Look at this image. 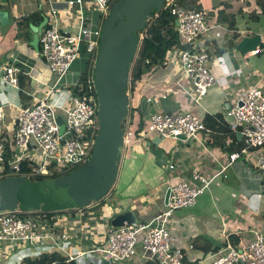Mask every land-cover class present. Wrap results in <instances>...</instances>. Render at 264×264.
I'll return each mask as SVG.
<instances>
[{
    "label": "crops",
    "instance_id": "crops-1",
    "mask_svg": "<svg viewBox=\"0 0 264 264\" xmlns=\"http://www.w3.org/2000/svg\"><path fill=\"white\" fill-rule=\"evenodd\" d=\"M209 1V8L200 2L204 12L211 15L207 17L208 32L200 37L198 47L208 52V66L215 85L207 89L197 104L184 94L192 88V82L183 75L176 54L177 40L161 29L163 37L171 40L170 49L164 59L145 63L135 83L127 89L129 111L135 109L145 124L154 114L191 112L202 119L206 131L198 134L197 139L188 141L147 134L144 141H138L123 154L121 152L116 181L106 197L83 209L61 211L55 231L50 230L52 241L45 240L28 248L0 245V264H20L27 258L50 253H58L66 260L74 257L72 261L75 264H105L99 263L94 256L77 258V253L104 244L110 221L115 215L131 211L138 222L149 221L165 208L164 196L168 186L190 181L191 175L199 170L211 175L225 166L227 168L200 195L195 206L175 211L170 227L174 246L182 251L185 263L208 264L226 243L231 244L230 237H236L237 247H242L252 239L253 232L264 236V173L250 163L258 152L251 151L249 160L240 158L227 165V156L239 151L243 141L239 133L229 131L228 127L235 121L226 115L228 111L225 110L226 103L231 108L235 107L238 95L253 87L264 93V13L258 6L264 0ZM44 3L41 0L33 4L22 0H0V5L7 6L4 11L9 17V24L0 26V105L5 112L3 132L9 138L15 130L17 108L41 99L45 87L55 80L40 58L34 74L23 70L14 55L19 41L28 46L32 39L31 34L25 31L30 23L27 21L22 26L19 22L27 13H33L31 5H36L41 16L42 11L47 13L50 7L46 10L49 4ZM52 9L64 12L66 6L63 1L54 0ZM161 19V16H156L152 22L163 28ZM97 20L96 17L91 26H95ZM255 35L261 37L259 53L242 54L237 47L240 40ZM8 39L11 43L4 45ZM4 51L13 54L14 59ZM78 61L64 78L66 87L74 86L78 81ZM8 66L19 68L22 73L18 74V79L21 76L26 78V86L21 87L24 99L20 95L19 83V89L5 88L2 83V70ZM166 89L173 91H169L165 99L160 98ZM149 98L151 100L147 101ZM160 108L164 112L158 113ZM241 128L242 125H237V129ZM215 135L216 146L213 145ZM170 165H174L173 170L169 169ZM159 166L163 168L162 174ZM118 191L121 194L115 197ZM216 246L219 251L214 252ZM114 264L156 263H143L135 258Z\"/></svg>",
    "mask_w": 264,
    "mask_h": 264
},
{
    "label": "built area",
    "instance_id": "built-area-1",
    "mask_svg": "<svg viewBox=\"0 0 264 264\" xmlns=\"http://www.w3.org/2000/svg\"><path fill=\"white\" fill-rule=\"evenodd\" d=\"M63 2L65 11L49 10L48 22L38 33L41 61L55 80L51 86L45 87L41 99L28 106H19L15 115V130L10 138L14 160L9 164L11 173L15 176L19 164L24 161L31 171L28 175L19 176L28 178L40 172L47 178L52 176L50 170L55 167L62 171L84 164L93 150L98 130L97 103L94 97L87 100L79 98L73 96L67 87L57 86L79 58L82 45H86L90 54L96 50L101 34L99 16L95 26L86 25L81 8L82 0ZM92 2L98 8L97 13L110 4L109 0ZM161 13L171 18L170 35L177 40L176 54L184 77L192 82V88L184 94L197 104L207 89L215 85V78L208 66V52L198 47L200 37L209 29L206 14L203 9L186 11L178 7L174 0H165ZM259 51L257 48L251 53L258 54ZM146 63H150V60ZM19 73H22L19 68L5 67L1 73L4 87L19 89ZM129 85L128 80V87ZM92 86L93 84L89 85L88 89L92 90ZM167 95L164 92L160 98L165 99ZM150 100L151 98L147 99ZM226 115L233 117L235 121L228 127L229 131L239 133L243 141V147L239 151L227 156V165H232L240 158L248 159L251 151H257L256 159L250 163L264 173V93L257 87L241 93L238 95V103ZM57 117L63 120L62 134L56 122ZM239 124L242 125L241 129H237ZM4 127L5 112L0 105L1 166L5 161L2 141ZM205 131L202 119L191 112L154 114L146 123L144 132L137 137L128 129L127 122L121 152L123 154L138 141H144L147 134H156L160 138L184 136L183 141H188L197 139L198 134ZM225 168L227 166L211 175L199 170L191 175L190 181L168 186V203L156 216L146 222L110 227L104 244L78 252L77 258L94 256L99 263L138 258L143 263L187 264L183 261L182 251L174 246L170 232L172 217L177 210L195 206L200 195L211 187ZM169 169L173 170L174 165H170ZM22 213L29 212L20 209L0 212V245L11 244L13 248H20L30 244L35 246L45 240L52 241L49 229L30 219H24L28 214ZM73 258L69 257L66 263ZM208 264H264V236L257 231L253 232L252 239L242 247L226 243L223 250Z\"/></svg>",
    "mask_w": 264,
    "mask_h": 264
},
{
    "label": "water",
    "instance_id": "water-1",
    "mask_svg": "<svg viewBox=\"0 0 264 264\" xmlns=\"http://www.w3.org/2000/svg\"><path fill=\"white\" fill-rule=\"evenodd\" d=\"M164 3L165 0H117L112 5L101 27L92 72V84L97 95L98 130L91 156L67 177L54 181L28 182L24 176L1 180L0 212L14 211L18 207L22 211L48 213L71 211L86 208L108 195L116 181L119 156L124 145L123 135L129 112L128 80L141 41L140 32L147 27L149 18L161 12ZM47 22V16L42 15V21L37 26L29 25L32 32L29 45L36 53L39 52L38 33ZM8 24L7 11H0V26ZM260 42L259 35L243 37L237 47L242 54H247L255 51ZM238 105L241 106V103ZM230 109L231 106L226 103L225 110ZM56 122L62 134V118L57 117ZM176 138L185 140L184 136ZM169 194L168 188L164 196L165 205ZM137 222L134 214L127 211L115 215L110 227Z\"/></svg>",
    "mask_w": 264,
    "mask_h": 264
},
{
    "label": "trees",
    "instance_id": "trees-1",
    "mask_svg": "<svg viewBox=\"0 0 264 264\" xmlns=\"http://www.w3.org/2000/svg\"><path fill=\"white\" fill-rule=\"evenodd\" d=\"M42 3H46L48 0H41ZM117 0H109L110 2V9L112 5L116 2ZM174 3L186 10H194V11H199L202 10L201 4L199 0H174ZM260 9L262 10V14L264 13V3L258 5ZM6 8L5 6L0 5V11H4ZM42 15L47 16L46 12L42 11ZM160 14V13H159ZM207 14V13H206ZM210 12L207 14V17L209 18ZM161 18L167 17L164 15V13L160 14ZM206 17V18H207ZM155 17L149 18L148 19V25L147 27L140 32L141 34V41L138 45L137 53L135 55V58L131 64L130 68V84H134L135 81L137 80V74L140 73L146 63V61L150 60V63L153 62L154 60L158 59H164V56L166 54V51L170 49V39H165L163 37V34L161 33V29L166 31V33L170 36V28L168 22H165L162 27H159L158 23L153 24V20ZM162 20V19H161ZM42 21V16L40 17L39 22ZM35 25V24H33ZM37 26V24L35 25ZM29 29V25L27 26ZM169 45V46H168ZM32 50L33 48L28 45ZM39 53V52H38ZM40 54V53H39ZM96 54V53H95ZM79 59H82L81 62V67H80V72H79V78L78 81L74 86L67 87L71 94L73 96H78L79 98L83 99H88L89 97H94L96 103H97V95L96 92L92 86V90H89L88 87L89 85H92L91 79H92V72H93V67H94V62H95V56L92 57L90 53L87 52V47L86 45L81 46L80 50V55ZM76 60V61H77ZM75 61V62H76ZM74 62V63H75ZM73 63V64H74ZM73 66V65H72ZM19 84H20V95L21 98H25V94L23 93V90L21 87L26 86V78L21 76L19 79ZM26 106V105H24ZM128 129L132 132L134 137H137L139 134L143 133L144 130L146 129V124L142 121L141 116L137 113V111L133 108L130 109L128 113ZM3 144L5 148V161L4 164L2 165V171L0 172V181L14 176L11 174V166L9 165L10 162L14 160V152L12 150V142L10 138L7 136L6 132H3ZM215 142L213 143L214 146H216V135L213 137ZM235 139V138H234ZM223 147V145L221 146ZM92 153V151H91ZM90 153V155H91ZM127 154V153H126ZM230 154V153H229ZM81 165H76L71 168H67L61 171V174H70L71 172L77 170ZM31 169L28 167V164L26 162H21L19 164V169L17 172V176L19 175H28L30 173ZM57 175H53V177H56ZM30 179V178H28ZM59 214L61 212H54V213H48V212H38L37 214L34 215H28L24 217V219H30L37 223L39 226H43L46 229H49L51 231H55V224L57 223L59 219ZM230 242L233 247H237L238 241L236 237H230ZM219 247L216 246L214 248L215 251L218 250ZM208 251H210L208 249ZM24 264H75L73 261L67 262L66 263V258L60 256L58 253H50V254H41L33 259L27 258L24 261Z\"/></svg>",
    "mask_w": 264,
    "mask_h": 264
},
{
    "label": "rangeland",
    "instance_id": "rangeland-1",
    "mask_svg": "<svg viewBox=\"0 0 264 264\" xmlns=\"http://www.w3.org/2000/svg\"><path fill=\"white\" fill-rule=\"evenodd\" d=\"M22 1H26V2H28L30 4H33V3L36 2V0H22ZM53 1L54 0H48L46 3H44L45 5L49 4V6L47 5L48 7H47L46 10H48L49 7H50V10H52V2ZM61 1H66V0H61ZM199 1L200 2H203L204 7H206V8H209V6H211L209 0H199ZM5 8L7 9V6H5ZM81 8H82V13H83V18L86 20V22H85L86 25H90L91 22L94 21L95 18L99 16V26H100V29H101V27L103 25V22L105 21V19L108 17V15L110 13L109 12L110 11V4H109L108 8H106L104 10H100L99 13H97L98 8L92 2V0H82V6H81ZM31 9L33 10V13H27L25 15V17L19 22V23H21L22 26H24L27 23V21L30 23L29 25H31L33 22H34L33 24H35V25L36 24L38 25L40 23L39 22L40 16H41L40 11L36 8V5H31ZM76 11L77 10H74V12H76ZM46 15L48 17L50 16L49 11L47 12ZM206 17H207V14H206ZM165 22H168L169 28H170L171 18L170 17H163L162 18V24H164ZM25 31L27 33H30L31 34L29 36H32V32L30 31V29H26ZM18 35L20 36V34H18ZM8 42L11 43V41L8 39L7 42H4V45H5V43H8ZM96 50H97V48H96ZM95 51L91 53L92 57L96 56ZM4 53L7 54L8 51H4ZM14 55H16V59L20 63V65H21V67H22L23 70H26V71L29 70V71H32L35 74V72H36V70L38 68V60H39V58L41 60V57H40V54L39 53H35L29 46L26 45V43H21L19 41L18 42L17 49H16V54H14ZM14 55L13 54L10 55L9 53L7 54V56H13V57H11L12 60L14 59ZM81 62H82V59H79V61H78L79 67H81ZM129 81H130V76H129ZM64 82H65V79L62 80L57 87L58 88L66 87L64 85ZM52 83L53 82H51L50 86L52 85ZM169 91H173V90L172 89H166L165 92L167 94H169ZM168 98H171V96H169ZM154 107H155V105H154ZM157 107H159V105ZM162 112H164V109L163 108H160V110L158 111V113H162ZM2 169L3 168L0 165V172L2 171ZM158 169L160 170V174H162L163 168L161 166H159ZM50 173L52 174V176H53V174L54 175H57V176L56 177L50 176V177L45 178V177L42 176V173L38 172V173H35L34 175L29 176L28 178H30V179H28V182L54 181V180H57V179H61V178L67 177L69 175V174H66V175L65 174H61V171L57 167L51 169L50 170ZM120 194H121V192L118 191L115 194V197L120 196ZM20 198L21 197H20V192H19L18 199H19V201L21 203V199ZM19 208L20 207H18V209ZM24 212H27V211L24 210ZM58 212H61V211H58ZM50 213H54V212H50ZM22 214L23 215H26V214H28V215H34V214H37V213H22ZM30 246H32V245L30 244V245H27L25 247L28 248ZM112 264H114V263H112Z\"/></svg>",
    "mask_w": 264,
    "mask_h": 264
},
{
    "label": "clouds",
    "instance_id": "clouds-1",
    "mask_svg": "<svg viewBox=\"0 0 264 264\" xmlns=\"http://www.w3.org/2000/svg\"><path fill=\"white\" fill-rule=\"evenodd\" d=\"M15 176V175H14ZM25 177V176H24ZM27 178V177H26Z\"/></svg>",
    "mask_w": 264,
    "mask_h": 264
}]
</instances>
